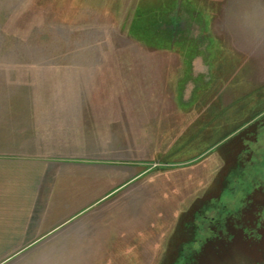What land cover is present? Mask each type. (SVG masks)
Instances as JSON below:
<instances>
[{"label":"rangeland","instance_id":"rangeland-1","mask_svg":"<svg viewBox=\"0 0 264 264\" xmlns=\"http://www.w3.org/2000/svg\"><path fill=\"white\" fill-rule=\"evenodd\" d=\"M0 156L63 166L45 210L97 217L93 245L0 264H197L189 240L218 224L214 264H244L247 193L220 183L230 202L213 192L223 211L197 233L189 215L227 166L264 205V0H0Z\"/></svg>","mask_w":264,"mask_h":264},{"label":"crops","instance_id":"crops-1","mask_svg":"<svg viewBox=\"0 0 264 264\" xmlns=\"http://www.w3.org/2000/svg\"><path fill=\"white\" fill-rule=\"evenodd\" d=\"M43 161L0 156V263L4 252L80 249L79 245H93L97 217L87 212L94 206L84 214L81 207L79 211L61 215L59 211L45 210L49 188L54 185L47 172L63 166L43 165ZM95 201H89L84 208ZM84 217H88L87 222L81 221Z\"/></svg>","mask_w":264,"mask_h":264},{"label":"flooded vegetation","instance_id":"flooded-vegetation-1","mask_svg":"<svg viewBox=\"0 0 264 264\" xmlns=\"http://www.w3.org/2000/svg\"><path fill=\"white\" fill-rule=\"evenodd\" d=\"M220 168L222 166H219ZM218 167V168H219ZM223 167V173L222 176L218 177L216 179V181L213 182H218L217 183V188H215L214 190L209 187L206 191V194L208 196H205V199H201L200 203L198 204H193L192 207L190 208V224H191V229L192 233H194V231L197 228V225L195 224L196 218H201L203 219V224L209 226L211 223H213L214 218H215V214H220V210H222V208H220L218 205L216 207V204L212 203V200L215 201V197H213L212 193L215 192V194H217L216 200L220 203V198L222 196V200L224 205L225 203H229L230 199H225L224 195H223V191L222 188L220 187L219 184L223 183L224 186V182H226V184L228 186H234V191L239 190L240 193H247L246 196L250 199L249 201H243V194L238 195V198L240 200L239 203H235L236 206L240 205V208L243 206L244 209L243 210H238L237 212L239 216L237 217H232L235 218V223H238L239 225V232L242 236L239 239V241H242V243L244 244L246 242L249 243L248 241H257L254 243V245L251 246H244V245H240L239 243H237V246L240 245L242 250L244 253V258L245 260L243 261L244 264H264V223L262 222V220H264V205H260L259 201H258V196L261 195L260 194V190L258 188H260L259 183L253 181V180H249V179H243L241 178L243 173L241 171V169H238L239 166H227ZM236 167V169L234 168ZM252 167V171L254 172V169L258 170V174L257 177H261L264 176V166H251ZM226 168V169H224ZM245 169V168H244ZM226 170V171H225ZM241 171V173H240ZM235 174L236 177H231L230 176L232 174ZM262 178V177H261ZM262 181H264V178H262ZM245 187V188H244ZM262 192H264L262 190ZM211 194V195H210ZM237 197V196H236ZM253 197V198H252ZM252 198V199H251ZM247 204V206H246ZM195 206V207H194ZM195 208V210L193 211V209ZM248 208V209H247ZM238 209V208H237ZM236 209V210H237ZM213 210V211H212ZM215 210H219L218 212H216ZM235 210V211H236ZM224 213V212H223ZM229 213V212H228ZM225 215V213H224ZM219 216V215H218ZM243 220V221H242ZM248 221L250 222L249 226L248 225ZM260 222V226H258ZM206 226V227H207ZM220 225L218 224L217 226H211L210 229L208 230L207 228L204 229V231H207L208 233H217L218 237H213L211 240H209V236L208 233H206V235L204 236V241L205 243L203 244V246H199L198 247L196 244H194L195 242H198V238H195L194 236L191 237V239L189 240V244L191 245L190 248L188 247V254L191 257V261H193L194 263L200 264L202 263L201 260H204V264H208L209 261L211 260L212 263L214 264V259L217 258L218 255H222V252L220 254V250L218 249V251L216 252L217 249H209L211 245L214 246H220L219 244H217V242H223V235L221 233H223V230L221 227H219ZM228 235H233L235 232H237V228L234 229L229 228L227 229ZM195 233H197V231H195ZM224 234V233H223ZM194 235V234H193ZM222 236V237H221ZM230 238L229 240H227L226 243H234V238ZM244 237V238H243ZM246 237V238H245ZM224 242L221 244V247L224 246ZM255 246V247H254ZM239 250V251H240ZM240 255H242V253L239 252ZM210 257V259H209ZM247 260V261H246ZM216 262V261H215Z\"/></svg>","mask_w":264,"mask_h":264},{"label":"trees","instance_id":"trees-1","mask_svg":"<svg viewBox=\"0 0 264 264\" xmlns=\"http://www.w3.org/2000/svg\"><path fill=\"white\" fill-rule=\"evenodd\" d=\"M184 139H185V137H184ZM179 140H182V141H183V138H180ZM204 140H205V139H203L202 142L199 143L197 146H194V143H193V142H194V137H192V138L188 141V143L193 144V145H191V148H195V149H197V150H198V149L201 150V147L203 148V146H205L206 148H208V147L210 146V144L207 145V144H208V140H207V139H206L205 141H204ZM182 141H178V142H177V145L180 144ZM185 141L187 142V138H186L183 142H185ZM183 142H182V143H183ZM180 145H181V144H180ZM180 145H179V146H180ZM179 146H176V147H177L176 149H179ZM185 146H186V144H185ZM206 148H205V149H206ZM205 149H204V150H205ZM198 151H199V150H198ZM199 152H200V151H199ZM161 157H164L163 160L168 159V158H166V157H168L167 154H166V156H161ZM157 167H160V166H157Z\"/></svg>","mask_w":264,"mask_h":264}]
</instances>
